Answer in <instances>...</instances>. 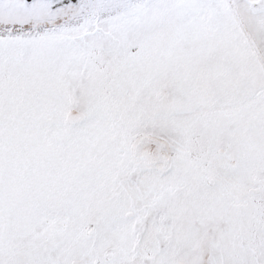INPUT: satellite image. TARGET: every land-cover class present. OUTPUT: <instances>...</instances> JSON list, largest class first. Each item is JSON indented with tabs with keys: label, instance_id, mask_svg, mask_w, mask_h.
<instances>
[{
	"label": "snow or ice",
	"instance_id": "snow-or-ice-1",
	"mask_svg": "<svg viewBox=\"0 0 264 264\" xmlns=\"http://www.w3.org/2000/svg\"><path fill=\"white\" fill-rule=\"evenodd\" d=\"M0 264H264V0H0Z\"/></svg>",
	"mask_w": 264,
	"mask_h": 264
}]
</instances>
